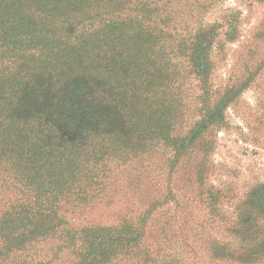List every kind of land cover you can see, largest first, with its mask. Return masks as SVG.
<instances>
[{
  "label": "rangeland",
  "instance_id": "rangeland-1",
  "mask_svg": "<svg viewBox=\"0 0 264 264\" xmlns=\"http://www.w3.org/2000/svg\"><path fill=\"white\" fill-rule=\"evenodd\" d=\"M142 2L150 6L140 3L125 19L137 15L138 29L168 42L157 66L178 119L174 142L118 144L93 158L87 200L61 207L50 195L36 209L42 222L22 210L28 218L3 226L0 264H79L85 235L77 232L85 228L128 247L104 264H264V0ZM94 90L93 106L113 100ZM0 192V214L22 203L11 183L0 182ZM27 199L24 206L35 205ZM63 229L70 242L54 234ZM23 233L26 244L12 249Z\"/></svg>",
  "mask_w": 264,
  "mask_h": 264
},
{
  "label": "trees",
  "instance_id": "trees-1",
  "mask_svg": "<svg viewBox=\"0 0 264 264\" xmlns=\"http://www.w3.org/2000/svg\"><path fill=\"white\" fill-rule=\"evenodd\" d=\"M140 3L150 6L142 0H0V182L11 183L22 203L25 197L35 203L6 202L0 235L6 223L28 218L27 208L42 222L36 209L50 195L61 207L87 200L91 160L107 149H167L175 139L178 119H171L166 74L157 66L168 42L138 29L137 15L125 19ZM95 87L113 100L93 106ZM9 208L21 212L12 215ZM103 230L77 232L85 235L78 240L85 253L79 264H104L130 252L108 246ZM66 232L54 234L66 243ZM90 233L95 240L87 239ZM27 238L12 239V249L21 250Z\"/></svg>",
  "mask_w": 264,
  "mask_h": 264
}]
</instances>
